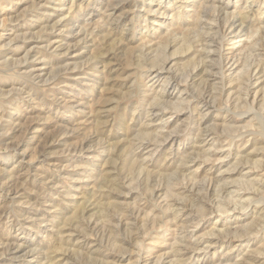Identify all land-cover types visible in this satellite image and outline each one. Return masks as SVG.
Returning a JSON list of instances; mask_svg holds the SVG:
<instances>
[{
  "label": "rangeland",
  "instance_id": "obj_1",
  "mask_svg": "<svg viewBox=\"0 0 264 264\" xmlns=\"http://www.w3.org/2000/svg\"><path fill=\"white\" fill-rule=\"evenodd\" d=\"M0 264H264V0H0Z\"/></svg>",
  "mask_w": 264,
  "mask_h": 264
}]
</instances>
